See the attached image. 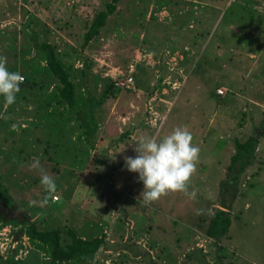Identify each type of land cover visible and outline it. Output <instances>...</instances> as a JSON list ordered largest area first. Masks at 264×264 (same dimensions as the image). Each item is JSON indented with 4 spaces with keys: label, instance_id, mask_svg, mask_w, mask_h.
Segmentation results:
<instances>
[{
    "label": "rangeland",
    "instance_id": "374dc122",
    "mask_svg": "<svg viewBox=\"0 0 264 264\" xmlns=\"http://www.w3.org/2000/svg\"><path fill=\"white\" fill-rule=\"evenodd\" d=\"M111 1L0 0V56L8 69L25 71L23 60L45 69L38 49L51 43L73 65L77 92L100 103L83 115L98 126L90 143L66 106L60 114L71 121L54 132L59 114L46 101L56 84L31 78V64L16 102L0 96V175L9 194L41 229L106 235L91 264H264V0H122L84 49L85 33ZM180 126L200 148L189 187L196 196L169 193L146 206L143 183L124 157L136 155L140 137L160 139ZM252 136L259 143L239 176L232 226L211 239L221 183L238 174L229 170L236 141ZM34 158L55 180V194L42 186ZM18 230L0 227V264L48 262L42 252L28 260L34 246L25 236L16 240Z\"/></svg>",
    "mask_w": 264,
    "mask_h": 264
},
{
    "label": "trees",
    "instance_id": "16d2710c",
    "mask_svg": "<svg viewBox=\"0 0 264 264\" xmlns=\"http://www.w3.org/2000/svg\"><path fill=\"white\" fill-rule=\"evenodd\" d=\"M121 1L122 0H112L107 4L106 9L97 13L88 31L84 35V49L100 35L101 30L106 27L108 20L116 13L117 6ZM31 38H33V41H31L32 44H37L35 35ZM38 50L43 51L46 55L47 67L45 69L41 67L40 64L32 61L23 60V63L27 69L30 68L31 64L33 65L32 68L34 72L31 78L43 79L42 77L44 76V79L48 82L56 84L55 91H52V93L48 95L46 101L49 105L48 107H53V111L50 112V114H59L58 118H56L53 129L54 132L61 133L67 129L71 121H65L60 114L62 110L59 108L66 106L65 112L67 116L66 114L65 116L67 118L72 117L74 114L77 116L76 120L81 121L82 126L80 128L84 130L87 142L90 143L91 138L97 132L98 126L93 121V118H89V120L85 121L83 115L86 109L87 116V108L89 106V114H91L93 112L92 110L100 103L96 102L94 103L96 106H94L92 104L93 100L89 98V95L87 96L83 92H77V85L72 81L71 75L74 72L73 65L66 63L64 59L58 55L54 45L48 42L41 43L40 49ZM90 66L91 61L89 62L87 60L85 62V70H89L91 68ZM27 69L20 73L28 75L29 72ZM83 74L85 77L87 76L86 71H83ZM54 104H56L55 107ZM82 136L78 138L81 139L83 138ZM258 143V139L254 136L249 138L246 142L236 141L237 150L236 154L232 157L229 170L230 172H237L238 174L235 178L230 176L229 179L221 183L220 194L223 198L222 205L221 209H218L211 217L207 231L209 238L219 240L229 233L233 223L231 217L232 205L239 195V176L252 164V158ZM3 180L4 177L0 175V227L12 226L19 229L16 232V240L20 242H22L24 236L29 239L30 243L34 246V250L31 251L28 260H32L34 255L38 252H42L48 257V262L44 264H91L96 254L106 246V235H96L91 238H86L72 229L67 231V236L64 235L63 229L60 227H47V229H41L39 222L33 221L30 214L28 212H23L19 205L16 204L9 194V189L6 187ZM52 197L53 196H50L48 199V202L51 204H53ZM227 197L229 198V203L226 201ZM57 200L59 201V199ZM19 246L22 247L21 243ZM17 252L18 250L13 253L10 259L12 263L16 262L15 256ZM27 262L23 263L22 261L21 263L27 264Z\"/></svg>",
    "mask_w": 264,
    "mask_h": 264
},
{
    "label": "clouds",
    "instance_id": "9594fccd",
    "mask_svg": "<svg viewBox=\"0 0 264 264\" xmlns=\"http://www.w3.org/2000/svg\"><path fill=\"white\" fill-rule=\"evenodd\" d=\"M24 79L19 71H10L7 58L0 56V96L6 105L16 102ZM134 151V157H124L125 168L137 173L139 181L143 183L140 199L146 206L169 193H183L189 198H195L196 191L189 192V187L191 178L197 171L200 148L193 143V135L187 126L177 127L160 139L142 136ZM32 167L40 171L45 191L49 195L55 194L56 182L40 167L38 158H34ZM203 212V209L198 210V214Z\"/></svg>",
    "mask_w": 264,
    "mask_h": 264
},
{
    "label": "built area",
    "instance_id": "2783aa9c",
    "mask_svg": "<svg viewBox=\"0 0 264 264\" xmlns=\"http://www.w3.org/2000/svg\"><path fill=\"white\" fill-rule=\"evenodd\" d=\"M129 83H128V88H130L129 86H130V84H132L133 83V80L131 79L130 81H128Z\"/></svg>",
    "mask_w": 264,
    "mask_h": 264
},
{
    "label": "crops",
    "instance_id": "0c3cea01",
    "mask_svg": "<svg viewBox=\"0 0 264 264\" xmlns=\"http://www.w3.org/2000/svg\"><path fill=\"white\" fill-rule=\"evenodd\" d=\"M97 135H98V134H97ZM97 135H96V137H98ZM96 137H95V138H96ZM91 148L93 149V147H91ZM94 148H95V147H94Z\"/></svg>",
    "mask_w": 264,
    "mask_h": 264
}]
</instances>
